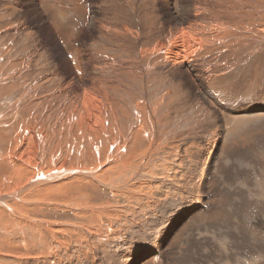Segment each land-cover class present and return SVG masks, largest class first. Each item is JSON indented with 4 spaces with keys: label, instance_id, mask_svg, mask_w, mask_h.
<instances>
[{
    "label": "rangeland",
    "instance_id": "374dc122",
    "mask_svg": "<svg viewBox=\"0 0 264 264\" xmlns=\"http://www.w3.org/2000/svg\"><path fill=\"white\" fill-rule=\"evenodd\" d=\"M52 1H45L41 9L37 5L39 0H0V198L16 194L38 177H54L59 173L55 184L25 192L8 202L6 208H0V242L5 238L4 232L11 233L12 241L21 238L38 241V232L34 239L29 237L28 229L20 225V217L48 225L54 221L31 216L28 214L31 211L38 216L45 212L57 214L77 203L79 206L87 203L80 188L91 180H111L115 172H108L107 168L117 163L110 165V161L118 157L123 140H129L131 144L130 136L134 137L139 125L137 114L146 111L158 116L154 119L153 130L148 131L150 136L139 135L144 139L136 154L141 156L149 150L141 161L140 171H149L155 164L157 169H163L165 178L170 177V171L180 172L177 167L179 158L183 157L180 149L190 146L206 149L207 145L220 140L221 149L225 144L226 147L223 152L218 151L219 157L212 168L217 184L211 188V193L217 196L221 205H210L208 210L195 212L196 217L193 218L189 214L191 204L185 202V216L172 211L176 218L184 217L177 228H168L174 222L169 218L159 221L164 232L162 236L157 234L155 226L149 225L153 232L144 242L131 238L123 246L100 239L91 251L101 249L99 259L116 257L110 264H116L118 259L124 260L122 264H132L127 259L141 261L142 264H264V228L254 229V233L253 228H247L253 204L249 199L242 204L238 199L245 195L236 188L241 179H246L254 188L252 178L264 172V163L260 161L264 155V0L206 1L207 12L220 18L227 28L219 46L210 52L205 51V56H210L212 62L204 64L201 60L199 66L202 71L220 72L223 76L229 73L225 81L208 80L206 84V90L216 97L221 107L223 120L216 118L204 105L182 99L186 95L178 87L188 86L191 92L195 89L192 76L187 75L192 72L189 68H172L166 74H160L159 78L151 76L156 65L176 55L169 50L149 56L145 54L158 42L160 29L180 32L181 28L189 27V33H193L188 34V41H194L192 38L198 41L207 34L208 22L191 21L179 27L170 22L172 18L168 19V15L171 9L178 18L183 15L182 0H172V5L168 0H153L154 7L149 0H103L101 3L98 0H87L86 3L64 0L60 8L54 7L57 4ZM199 1L189 0L193 6ZM52 7L62 11H51ZM47 11L59 14L61 22L68 21L73 25L72 14L75 11L79 19L85 20L79 22L72 32L70 27V30L61 27L67 33L65 36L57 31ZM94 12L112 30L110 33L101 34L88 27ZM72 44L75 48L71 47ZM181 45L183 49L189 46ZM194 45V49L202 47L201 42ZM68 53L76 59V67ZM181 63L186 64L184 61ZM175 73L185 76L176 81ZM91 83L102 87L97 89L93 85L94 90H91ZM100 91L106 99L99 97ZM166 92L171 94V101L167 98L160 113H155L158 101L161 102ZM87 94L97 95L100 99L94 111L100 119L107 121L105 131L100 123L89 125L80 118L89 117L84 107ZM81 110L84 116L78 115ZM253 110L261 119H235L245 111ZM115 116L119 118L120 128L114 122ZM187 121L196 123L194 132L184 128ZM151 142L153 146L149 147ZM132 151L130 147L128 152ZM154 156L157 161H150ZM252 158H257L253 161V168L246 167ZM188 159L204 169V155L199 154L198 160L188 156L184 160ZM227 163L235 164L227 171L226 177L231 192L220 185ZM65 172L70 176L61 179V173ZM77 172H88L93 177H78ZM115 175L118 177L119 173ZM181 175L197 184L195 172H182ZM117 181L122 185L129 184L135 181V177L132 173H125ZM166 198L170 195L160 198V201ZM154 203L145 204L149 212L157 211L159 204L155 203V207ZM132 218L136 223L147 220L138 215ZM243 222L248 233L242 226ZM153 223L158 224L157 221ZM49 227H44L41 242H44ZM214 233L223 239L231 237L234 241L231 252L240 250L242 254L238 255L242 258L220 261L219 249L208 240ZM248 235H260L262 245L251 246ZM121 237L122 232L118 231L115 238ZM211 239H216L214 242L217 244L222 243L220 238ZM83 246L70 253L68 260H73V264H87ZM157 247L162 248V254L158 253ZM43 264H67V260L58 256L55 260L44 259Z\"/></svg>",
    "mask_w": 264,
    "mask_h": 264
},
{
    "label": "bare ground",
    "instance_id": "6f19581e",
    "mask_svg": "<svg viewBox=\"0 0 264 264\" xmlns=\"http://www.w3.org/2000/svg\"><path fill=\"white\" fill-rule=\"evenodd\" d=\"M33 1L35 2V0ZM45 1L47 0H39V3L37 5H39L40 8L43 9V5ZM102 1L103 0H98L99 3H101ZM152 1L153 0H149V4L152 7H154L155 5ZM168 1L172 5V0H168ZM173 1L178 2L180 0H173ZM206 1L208 0H200L197 5L193 6V4L189 2V0H182V9L185 8L184 10H182L183 15L180 18H178L177 17L178 15L176 16L175 14H173V11L171 9L169 11L168 19L172 18V21L170 20V22L171 23L173 22V24L178 27L186 26L187 23L191 21H196L201 23L208 22L209 26L208 28H206L207 34H203L201 38L199 36L200 39L198 41H195V39L193 38L192 40L194 41H190L191 37L189 38L190 40L188 41L187 36L192 32L191 31L189 33V27L184 29L181 28L180 32H178L179 30L176 31V29L168 30V31L166 29H160L158 31V35H159L158 42L155 44L154 47L150 48L145 54L149 56L153 54H158L163 50L173 51L174 54L176 52V55L174 57L172 58L170 57L169 59L165 61H161L160 63L158 62L159 65L155 64L156 66L154 67V71L151 72L152 73L151 76H155L159 78L160 74L164 75L172 68L173 69H180L181 67L189 68V70L192 72H189V74L187 75L192 76V80L191 79L190 80L195 84V89L193 88L194 91L191 92L188 89V86L187 88L183 87L182 85H181L182 87H178L180 92H182L183 95H186L182 99L186 101L194 102L196 104L204 105L207 109H209L215 114L216 118H220L221 120H223L222 117L220 116V114L222 113L221 107L216 97L206 90V84L208 80L213 81L218 79L225 81V79L229 78V73L223 76V73L220 74V72L215 73L211 70L202 71L199 69V66L202 64V61H204V64H208L212 62L210 56H205L206 54L205 51L210 52L219 46L221 40L223 39L224 33L227 31V28L220 18H217L216 16L214 17L211 13L207 12ZM52 2L53 4L54 3L57 4V6L55 5L54 7L60 8L62 7L60 5L64 2V0H53ZM72 2L74 3V0H72ZM81 2L86 3L87 0H82ZM78 3L80 2L78 1ZM72 6L74 8L73 4ZM56 8H53L51 11L54 10V12L56 13H60L59 11H62ZM45 11L42 12L44 13ZM51 11H49L50 13L48 11L47 12L50 14V17L54 22L55 28L60 34L65 36L67 35V33H64L62 28L69 29L68 27H70L71 30L70 29L69 30L70 32H72L74 29L75 30L77 29V27L75 26H77L79 22L82 23L85 20L84 18L79 19V16L78 14L75 13L76 12L75 11L74 14H72V16L74 17L72 22L75 21L74 25L72 23H69L68 21L61 22L59 20V14L55 15V13H52ZM46 18H48V16ZM89 19L90 21L88 22V27H91L93 30L97 29L101 34H103V32L108 34L112 31L107 25H104L102 19L98 18L95 12L90 16ZM127 28L128 26L125 29ZM118 30L120 29L118 28ZM193 30L195 29L193 28ZM73 34H71V36L69 37H72ZM68 35L70 34L68 33ZM60 38L62 39L61 36ZM199 42L202 43V47H198V49L197 48L194 49L195 47L194 44L195 43L197 44ZM181 43L189 46L183 49ZM72 46L75 48L73 44L71 45V47ZM66 47H68L67 44ZM69 56L70 59L72 60L74 67H76L77 66L76 59L73 57V55H71V53L69 54ZM152 58L153 57H151V59ZM183 61L186 62V64L181 63ZM215 67L219 68L217 65ZM212 72L213 75H211ZM182 75L185 76V74L182 73H175L173 77H175L176 81H181L180 78ZM93 85L97 89H100L102 87L95 85V83L93 84L91 83V85L89 86L91 90L92 89L94 90ZM100 92L101 93H98L100 94L99 97L102 96L103 99H106L107 97L102 95V91ZM90 95H88V97L86 98L84 96L85 98L84 107H86V111H87L86 115H89V117L87 116L80 118L82 120L87 121L89 125L90 124L95 125L97 123H100L103 128L102 130L105 131L107 129V121L100 119L98 114H96V112L94 111V109L98 106L97 100L100 99L97 98V95L96 96L95 95L90 96ZM164 95L165 96H163L161 102L158 101L159 103L157 105V111H155V113L159 112V110L163 107V104L165 103L164 101L167 98L168 100L171 101L170 93L166 92V94ZM193 108L194 107H191L190 109ZM82 110L85 111V108ZM82 110L80 112L78 111V115H83V116L85 115V113H83ZM156 116H158V114L155 115L153 114V112L151 113V112L143 111L141 114L140 112H138L137 117H139L138 118L139 125L136 127L134 137L130 136V141L132 145L130 144V142H128L129 140L128 141L123 140V143L119 149L118 157L110 161V165L115 163L117 164L107 168L108 172H115V174L119 173V176L117 177L114 174L110 177L111 180L109 179L107 181L91 180L90 182L87 183V185L84 184L80 189L82 190V192H84L82 198L86 199L88 201V202L86 201L87 203H84V205L82 203V205L80 206L77 205L80 203H77L75 206H69L66 209L60 210L57 214H52L51 212L48 213L45 212V214H41L40 216H38L35 215L34 212L32 211L28 213L31 216H35L38 218L53 220L54 222L51 225L41 223L39 221L31 220L25 216L20 217L22 219L20 225H24V227L28 229L29 237H32L34 239V237L36 236V231L38 232L37 233L38 241L35 239L32 241L29 240L28 238H21L17 241H12L10 238L11 233L4 232L5 238L3 241L0 242L1 244L0 264H43L44 259L55 260L57 259L58 256L67 260V264H73L74 261L68 260V257L70 256V253L72 251H75L79 246L82 245H85L83 246V252L85 253L84 258L86 259L87 264H110V262H114L117 258L105 257L104 259H99L101 255L100 252L101 249H96L91 251V247L95 248V246L97 245L96 242H99L100 239H104L107 242L112 241L111 243L115 245H123V246H126L131 238L133 239L136 238L144 242L146 238L149 237L148 234H150V232H153L151 231V229H149V225L155 226V228L158 231L157 234L159 236L163 235L164 232L160 227L161 225L159 224V221H162L164 218H169L170 221H174L173 224L168 227L170 230L172 228H177V226H179L183 221L184 217L176 218L173 215L172 211H179L183 216H185L187 214V212L183 209L185 202L191 204L192 209L189 211V214H192L193 218L196 217V215L194 214L195 212L208 210L210 205L220 206L221 203L217 199V196L211 193V188L217 184V181L215 182V177L212 173V168L214 166L215 159L219 157V155H217L218 151L221 150L223 152L226 147L225 144L221 149L220 140L214 141L212 145H207L206 149H202L200 146H196V147L190 146V148L187 147L185 150L180 149L181 153L183 154V157L179 158L178 160L180 162L179 165H177L180 172L170 171V177L165 178L163 175L164 174L163 169H157L155 167V164L151 165L152 169L149 171H144V172L140 171L141 161H143V159L147 157V155L149 154V150H146L141 156H139V154H136L138 150V145L144 139L142 137H139V135H144L146 138L150 136L148 134V131L153 130V122ZM235 119L239 121H253V120L261 119V116H257L256 112L253 110V111H245L242 116L235 117ZM114 122L117 125V127L120 128L119 118L117 116H115ZM183 126L184 128L190 130L191 132H194L197 129L196 123L193 121H187L183 124ZM250 136H252V134H250ZM219 137L220 136L215 137L214 139H218ZM152 146H153V142L149 144V147ZM130 147H132L133 149L131 153L128 152ZM248 148L253 149L251 146H249ZM199 154L205 156V163L203 164L204 169L199 167V164L195 165L189 159L184 160L185 158H187V156L190 158L192 157L196 158L198 160ZM33 157L35 158V156ZM256 159L257 158L255 159L252 158L249 161H247L246 167L253 168V161ZM150 161H157V159L154 156V158L151 159ZM260 161L264 163V155L261 157ZM161 162H159V164ZM169 162L170 159L167 160V163ZM233 166L235 167L234 163L232 164L227 163L223 176L220 178V185H222L224 189L228 192H231L232 190L229 189V186L227 184L228 181H226V177H228L229 174L227 171L233 169L234 168ZM192 171L195 172V178L197 179L196 185H194L193 183H191V181L185 179L181 175L182 172H192ZM262 171L263 169L261 170V172ZM125 173H132L133 176L135 177V181L124 185L119 184L117 179L122 178L123 174ZM58 174L59 173H56L54 177H52L51 175L38 177L32 182H30L25 188L17 192L16 194L6 197L4 196L5 198H0V208L1 207L6 208V204L8 202L16 198L17 196L24 194L25 192L36 190L37 188L43 187L44 185L55 184ZM61 175H62L61 179H66L70 176V174L67 172L61 173ZM76 176L87 179L93 177V174L88 172H77ZM253 179L255 181L254 188L248 184L246 179L239 180L238 185L236 187L239 191H241L245 195L242 199H238V200L243 204L247 199H249L250 202H252L253 204L252 209L249 211L248 227H247L248 229L253 228L252 233H254V229L258 230L259 228H264V172L259 173L258 176L253 177L252 180ZM122 182L125 183L123 179ZM167 195H170V198L168 199L166 198L163 201H160V198L167 197ZM154 197H156L155 200ZM153 202L159 204L157 206V211L153 210L149 212L145 204L148 203L153 204ZM177 206L180 208H177ZM137 215L140 216L141 219L144 218L147 220H142V222L136 223L133 221L132 217H135ZM155 221H157L158 223L157 226L153 223ZM128 224L129 227H127ZM233 224H236V221ZM244 225L245 222H243L242 225L243 228ZM47 226H50L49 230L45 235L44 242H41L45 234L44 227ZM237 228L238 227H236V229ZM244 230L246 233H248V230L246 228H244ZM118 231L122 232L121 238H115V235ZM139 235H144V236L140 238ZM214 237L220 238L222 243L219 242L218 244H220L221 246H219L217 242L216 243L214 242L216 239H211ZM249 237L252 242L251 246L262 245L263 239L261 238L260 235L257 236L251 235ZM208 240H211L215 244V246L219 249L218 256L221 258L220 261H223L224 259L227 260L229 258H231L230 261H236L234 260V258H237L239 260L242 258L241 256L238 255V254L240 255L242 254L240 250L238 252L236 250L235 252H231L233 250H231L230 247L234 245L233 244L234 241L232 242L231 237L228 239H223L222 236L218 235L217 233H214L213 237H210ZM157 251L159 254H162L161 247H157ZM145 258L146 256L144 255L143 259ZM123 261L118 259L117 263L122 264ZM127 261L131 262L132 264H142L141 261H135L134 259H127Z\"/></svg>",
    "mask_w": 264,
    "mask_h": 264
}]
</instances>
